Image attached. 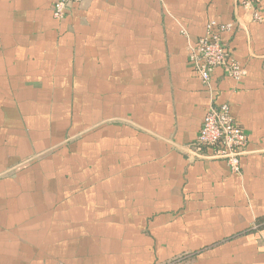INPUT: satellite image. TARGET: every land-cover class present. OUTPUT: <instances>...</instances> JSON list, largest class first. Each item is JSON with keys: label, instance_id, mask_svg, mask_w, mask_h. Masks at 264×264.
<instances>
[{"label": "crops", "instance_id": "0c3cea01", "mask_svg": "<svg viewBox=\"0 0 264 264\" xmlns=\"http://www.w3.org/2000/svg\"><path fill=\"white\" fill-rule=\"evenodd\" d=\"M55 1L0 0V264H264V0ZM212 20L247 72L206 87ZM213 102L241 173L195 155Z\"/></svg>", "mask_w": 264, "mask_h": 264}, {"label": "built area", "instance_id": "2783aa9c", "mask_svg": "<svg viewBox=\"0 0 264 264\" xmlns=\"http://www.w3.org/2000/svg\"><path fill=\"white\" fill-rule=\"evenodd\" d=\"M81 0H56L53 4V15L63 19L72 4ZM262 0H243L245 7H254ZM254 18L260 20L255 11ZM235 23H218L210 21L206 33L189 48V58L202 83L208 87L217 68L234 79L241 80L246 75L245 67L232 55L223 40L226 32L234 30ZM247 133L231 112L229 103H211L194 144L195 155L223 159L233 173H241V158L246 153Z\"/></svg>", "mask_w": 264, "mask_h": 264}]
</instances>
